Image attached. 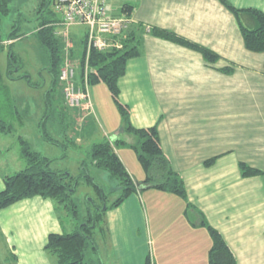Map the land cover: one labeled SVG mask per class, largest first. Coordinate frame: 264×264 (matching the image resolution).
<instances>
[{
  "label": "crops",
  "instance_id": "0c3cea01",
  "mask_svg": "<svg viewBox=\"0 0 264 264\" xmlns=\"http://www.w3.org/2000/svg\"><path fill=\"white\" fill-rule=\"evenodd\" d=\"M229 1L264 11V0ZM131 4V20L124 31L141 25L140 52L125 63L117 80L118 97L127 105L134 126L156 124L161 148L181 175L186 198L157 188H138L107 209L105 230L114 237L121 256L126 226L136 224L140 214L137 198L143 192L155 193L165 201L161 215L173 217L169 233L173 240H166L164 224L169 222L155 221L156 211L154 264H208L210 237L202 217L221 232L235 264H264L263 178L242 176L238 167V161H244L264 170V50L244 46L233 13L219 0H132ZM152 26L207 46L218 57L206 60L194 48L152 34ZM230 63L231 71L220 69ZM121 127L120 119L107 125L104 138L132 142L133 136ZM125 145L112 146L132 178L141 181L143 169L137 178L136 163ZM212 156L213 161L204 164ZM3 186L0 174V190ZM174 201L181 209L170 212L168 203ZM187 212L196 218L188 221ZM60 216L52 199L39 194L0 207L5 264L11 260L12 264H53L55 257L44 244L49 232L66 231ZM145 251L139 252L135 264L142 263Z\"/></svg>",
  "mask_w": 264,
  "mask_h": 264
},
{
  "label": "trees",
  "instance_id": "16d2710c",
  "mask_svg": "<svg viewBox=\"0 0 264 264\" xmlns=\"http://www.w3.org/2000/svg\"><path fill=\"white\" fill-rule=\"evenodd\" d=\"M10 1L0 0V24L1 15L8 12ZM52 1H39L37 15L35 16L36 18L38 17V24L33 31L36 34L38 43L49 56L50 65L46 69L51 75L52 83L54 84L59 79L64 88V81L59 77V68L65 48L61 46V41L59 40L61 37L56 33L57 28L60 27V15L52 8ZM219 1L233 13L241 30L244 46L253 51L264 50V11L253 6L236 7L229 0ZM131 8V2H125L122 5V9L126 14H130ZM141 28V25L138 23L136 26H132L121 32L117 37L121 42L120 47H110L105 50L91 48L89 50L86 90H88L90 83L103 82L105 84L119 110L122 124L121 129L134 136V140L128 144L135 152L136 158L144 170V178L141 181L133 179L113 149L112 142L126 144V141L121 137H114L113 140L103 138L102 140L92 142L88 149L93 165L106 170L109 177L114 179L113 184L105 191L103 187L95 182L94 177L87 172L84 162L81 163L83 170L77 176L72 175L70 172L65 173L60 169H53L49 166L52 157L41 154L36 148H32L29 140L20 134L17 136L19 143L18 151L24 165L21 169L2 176L4 186L0 190V207H4L22 197L39 194L43 197L54 198L69 213L77 216L79 208L72 198V194L75 190L78 176L91 181L96 193L102 198V203L105 204L104 208H102L103 204H100L92 209L89 207L88 200H85L88 206L87 217L84 219V222L77 224L72 230L48 233L44 248L55 257L53 264H95L93 259L90 256L88 257L87 253L88 251L94 252L98 250L93 231L98 221L102 219L103 211L120 204L130 193L138 188H157L171 192L183 199L186 198L183 179L173 169L168 156L161 148L156 124L140 127L134 126L130 121L127 105L121 102L118 97L119 88L117 80L124 73L125 63L129 57L135 56L140 52ZM150 31L154 35L171 39L200 51L206 60L213 61L218 57L217 53L209 47L177 35L172 30L152 26ZM18 35L17 28L12 27L10 33L5 38L0 36V49L3 47V44L7 43L9 46L7 49L5 76L0 72V134H8L14 128L12 122L6 119V114L9 112L13 113L14 111H16V114L19 113V109L13 103L4 78L23 77L28 84H31L29 74L19 72L21 65L10 46ZM5 39L9 41L6 42ZM81 41L83 42V49L79 53V57H77L79 60L77 65L78 73L74 76L77 84L84 81L82 77L85 58L84 36L81 38ZM62 43L65 46L63 40ZM74 44L75 48L72 47L70 49V55L75 53L76 49H79L76 41H74ZM232 64L224 65L220 69L224 72H229L233 69ZM52 88L53 85L44 93L46 110L43 114V121H41L43 125L48 119L54 121L50 118L52 109H50L51 102L48 95ZM65 99L68 105L67 98L65 97ZM10 108L12 109L11 111ZM27 108L25 107L24 110H27ZM19 121L21 122V119ZM43 136L46 140L52 141L50 137L44 134ZM213 159V156L205 159L204 164H210ZM238 167L242 176L260 175L263 178L264 184V170L261 168L251 166L244 161H238ZM113 192L117 193L116 196L110 201L107 200L108 195ZM187 206H189V202H187ZM201 222L206 226L210 237L207 255L208 264H235L236 257L221 232L210 225L204 217H202ZM142 264H152L149 253L145 255Z\"/></svg>",
  "mask_w": 264,
  "mask_h": 264
},
{
  "label": "rangeland",
  "instance_id": "374dc122",
  "mask_svg": "<svg viewBox=\"0 0 264 264\" xmlns=\"http://www.w3.org/2000/svg\"><path fill=\"white\" fill-rule=\"evenodd\" d=\"M39 1L11 0L8 12L1 15L0 36L2 38H5L10 33L12 27L17 28L19 35L15 37L14 43H11L10 46L21 65L19 72L29 74L31 84H28L23 77L4 78V82L9 89L13 103L19 109V113L16 114V111H14L6 114V119L12 122L14 128L8 134H0L3 137H0V174L3 176L4 174L12 173L21 169L24 165L18 151L17 136L20 134L29 140L32 148H36L41 154L52 157L49 166L53 169H60L65 173L70 172L72 175L77 176L83 170L81 163L84 162L87 172L106 191L113 184L114 179L109 177L106 170L93 165L88 149L92 142L106 137L103 134V130H105L107 125L113 126V124L118 122L121 117L119 110L103 82L89 84L87 92L88 97L91 99V106L89 103L85 105L86 108L67 105L63 93V84L59 79L54 84L52 83L51 75L46 69L50 65L49 56L38 43L36 34L33 31L38 24V17L36 18L35 16L37 15ZM84 30L85 25H71L69 27L70 36L74 38L73 40L79 46V49H76L75 53L70 55L71 58L79 57V53L83 49L81 38L84 36ZM59 40L61 41V46L64 47L61 38ZM8 47L6 43L0 49V72L3 76H5L7 68ZM52 85L53 88L48 95L51 102L50 109H52L50 118L54 121L48 119L43 125L41 121H43V114L46 110L44 93ZM83 103L85 104L84 101ZM25 107H28L27 110H24ZM11 108L10 111L12 110ZM19 119H21V122ZM43 134L50 137L52 141L46 140ZM112 144L113 146L125 145L122 142L120 144L112 142ZM126 144L125 146L130 149V155L133 156L136 163L138 171L135 172V176L137 177L142 172V168L135 152L127 142ZM19 161L21 165L18 164ZM77 178L75 190L72 194V198L79 208L77 216H73L52 198L57 211L61 215L62 227L66 231H70L77 224L84 222L88 210L85 200H88L89 207L92 209L96 205L103 204L102 198L96 193L93 183L81 176ZM116 194V192L110 193L107 200L110 201ZM136 201L140 207V214L136 217V224H127L126 226L127 230L123 241L126 248L121 252V256L118 255L119 252L114 247V237L110 236L105 230L107 209L103 211L102 219L98 221L93 231L98 250L94 252L88 251L87 253L95 264H124L125 261L126 263L135 264L138 261L139 252L143 253L145 249L146 251L141 257V261L143 262L145 255L149 253L152 264H154L155 254L158 253V251L152 249V245L156 246L157 244V242H154L156 233L154 229L157 225L156 223L154 224L153 219L154 213H157L156 211H158V216L155 221L169 222L164 224V230L168 232L166 240H173L169 234L173 229V226L170 225V222H173V217L165 218L159 212L165 202L164 199L159 198L155 193L146 194V192H143ZM168 204H170V212L181 209L179 202L174 201ZM185 217L188 221H193V218H196L189 212L185 213ZM148 219L150 220L151 228L147 227ZM3 238H6L5 233L3 235L0 234V264H5L8 261L2 255L4 253L2 249L4 245ZM9 262H11L10 264L13 263L12 260Z\"/></svg>",
  "mask_w": 264,
  "mask_h": 264
},
{
  "label": "built area",
  "instance_id": "2783aa9c",
  "mask_svg": "<svg viewBox=\"0 0 264 264\" xmlns=\"http://www.w3.org/2000/svg\"><path fill=\"white\" fill-rule=\"evenodd\" d=\"M132 0H53L52 8L60 15L56 33L64 41V54L59 68V77L64 81V95L69 105L83 106L89 103L87 92V58L91 48L105 50L120 47L118 35L129 25L130 15L126 14L122 5ZM71 25H85L84 47L85 58L82 77L84 81L77 84L74 76L78 73V58H71L69 51L75 48L73 38L69 34ZM5 41H9L5 39ZM85 102V104L83 103Z\"/></svg>",
  "mask_w": 264,
  "mask_h": 264
},
{
  "label": "water",
  "instance_id": "95a60500",
  "mask_svg": "<svg viewBox=\"0 0 264 264\" xmlns=\"http://www.w3.org/2000/svg\"><path fill=\"white\" fill-rule=\"evenodd\" d=\"M71 189H72V188H71ZM104 207H105V204L102 205V208H104Z\"/></svg>",
  "mask_w": 264,
  "mask_h": 264
}]
</instances>
